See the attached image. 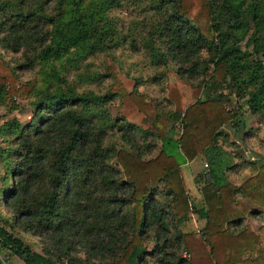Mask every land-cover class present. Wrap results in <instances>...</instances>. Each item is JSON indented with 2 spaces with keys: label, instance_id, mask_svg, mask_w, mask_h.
I'll list each match as a JSON object with an SVG mask.
<instances>
[{
  "label": "trees",
  "instance_id": "1",
  "mask_svg": "<svg viewBox=\"0 0 264 264\" xmlns=\"http://www.w3.org/2000/svg\"><path fill=\"white\" fill-rule=\"evenodd\" d=\"M254 1L264 5V0ZM22 2L13 5L11 0H0V46L27 59L28 64L21 68L32 69L36 60H58L72 48L74 52L85 50L75 63L79 69L80 60L108 42V34L103 33L99 44H92L86 51L81 44L93 38L95 28L85 18L65 23L63 13L48 16L42 8L24 7ZM161 3L174 10L164 15L160 31L165 47L160 60L166 63L170 59L177 65L166 82L167 100L174 111L162 116L143 95L129 93L115 75L110 88L111 95L128 98L150 122L149 131L157 134L161 142L158 155L144 160L125 148L116 151L106 147L105 130L92 125L93 119L100 117L98 110H104L97 96L75 94L73 89L63 87L65 81L51 93L39 94L36 124L22 127L14 122L0 126L2 141L11 137L9 166L2 165L5 168L0 176V264H7L4 252L24 264H66L80 253L93 264H145L147 255L154 257V264H223L219 254L226 252L229 256L225 264L264 261L261 257H240L245 253L253 256L259 245L258 237L249 228L237 235L226 230L227 223L241 222L249 214L246 206L235 200L237 194L264 209V161L254 176L245 177L236 186L229 181L228 172L240 156L227 151L218 139L222 127L233 120L221 101L227 75L244 67L234 49L225 47L226 43L221 49L213 44L208 0ZM258 15L254 14L253 19ZM260 47L264 51V42ZM211 48L216 61L211 69L205 67L206 82L189 86L186 81L201 73V56ZM86 76L84 80H92L82 73V79ZM3 89L14 102L26 100L34 85L17 87L16 75L0 61V90ZM246 104L253 114L264 111V74L258 87L248 92ZM103 117L108 118L107 113ZM170 123L172 128H181L177 139L165 135ZM114 126L118 131H134V125H117L115 121L110 127ZM124 134L123 141L130 143ZM4 153L0 149V155ZM199 155L208 169L202 206L196 210L199 218L206 220L204 231L168 238L170 213L177 225L184 226L190 218L180 168ZM159 183L161 191L171 197L166 206L155 199L156 192L149 188ZM131 204L134 206L128 214ZM149 229L154 230L156 245L151 253H147L142 239ZM16 234L44 240L41 251H34ZM172 246L183 250L188 259L171 255L167 249Z\"/></svg>",
  "mask_w": 264,
  "mask_h": 264
},
{
  "label": "rangeland",
  "instance_id": "2",
  "mask_svg": "<svg viewBox=\"0 0 264 264\" xmlns=\"http://www.w3.org/2000/svg\"><path fill=\"white\" fill-rule=\"evenodd\" d=\"M11 1L13 5H17L21 0ZM22 1L20 5L33 9L42 8L43 13L48 16L55 17L63 13L65 23L70 24L74 18H85L84 20L95 28L93 38L81 44L86 51L92 44H99L103 33L108 34L105 40L108 42H104L95 54L80 60L79 69L75 63L78 57H82L80 55H84L85 50L74 52L71 48L58 60L49 58L41 63L36 60L32 69H24L21 67L28 62L22 54L13 53L0 46V61L9 66L16 75V86L34 85V89L26 100L15 99L14 102H10L6 89L0 90V126L14 122H18L22 127L34 124L36 122L35 106L38 104L39 94L44 96L51 93L65 81L66 85L63 87L73 89L75 94L90 97L93 95L102 99L101 104L105 111L98 110L100 117L93 119L92 125L105 130L104 145L106 147L116 151L125 148L144 160L155 158L159 153L161 142L157 134L149 131L150 122L128 98L111 95L110 88L114 85L113 75H115L129 93L143 95L162 116L174 111V106L167 100L166 82L175 73L177 65L170 59L166 63L160 60V55L165 54L160 33L161 23L168 11L174 12L173 8L163 5L161 0ZM208 2L211 7L210 25L213 28V44L217 49H221L223 43H226L225 47L234 49L235 55L239 58V64L244 67L240 70L235 69L233 75H227L226 88L222 91L221 101L232 114L233 120L222 127L223 133L227 135L220 134L219 142L234 155L242 154L247 157L251 153L261 156L264 153V111L253 114L246 101L248 92L258 87L264 74V51L260 47L264 42V26H262L264 17H261L264 14V5L258 4V6L254 0H208ZM255 5H257L256 10ZM256 13L259 15L253 19ZM55 20L58 21L60 18L56 17ZM68 27L72 29V25ZM50 38L51 36L48 44ZM211 50V52H203L200 59L201 73L186 81L189 86L206 82L208 72L206 73L205 67L211 69L216 61L214 49L211 48ZM28 55L32 57L31 53ZM82 73L90 76L92 80H84L87 76L82 79ZM104 113H107L108 118L103 117ZM115 121L117 125H134V131H118L116 126L110 127ZM123 133L130 143L123 141ZM180 133L181 128L177 125L172 128L170 123L165 135L177 139ZM240 137L244 140L239 139ZM6 139H8L6 140L8 145L0 137V149L6 151L0 155V176L2 172L4 173V168L9 166L7 150L11 137L7 136ZM199 156L180 169L190 202V218L184 226H181L175 223V217L170 213L168 238L174 239L179 233L188 231L198 233L204 231L206 220L199 218L196 210L202 206V188L208 169ZM111 164L115 165V160H112ZM245 177L246 174L242 171L231 179L233 183L239 184ZM149 188L156 192L154 197L158 202L164 206L168 205L171 197L161 191L162 183L154 186L150 184ZM133 206L134 204H131L128 207V214L131 213ZM23 239L34 251H41V243L44 240L36 236H27ZM142 239L148 250L147 253L155 251L153 229H149ZM167 251L171 255L176 254V257L188 259L183 250H175L174 246L169 247ZM226 259L225 257L222 261L225 263ZM154 261H156L154 257L151 258L148 255L143 259L145 264H154ZM93 263L86 262L85 256L80 253L66 264Z\"/></svg>",
  "mask_w": 264,
  "mask_h": 264
},
{
  "label": "crops",
  "instance_id": "3",
  "mask_svg": "<svg viewBox=\"0 0 264 264\" xmlns=\"http://www.w3.org/2000/svg\"><path fill=\"white\" fill-rule=\"evenodd\" d=\"M261 129H263V127H261ZM221 134L227 135L226 133H223V129H222ZM239 139L244 140L243 137H240ZM227 151L230 152V150H227ZM239 156L240 158H238L237 156L236 159H234V168L228 172L229 181L231 182H233L231 178L233 176H236L237 174H240L242 171L245 172L246 178L254 176L256 174L257 169L262 165L264 161V153H262L261 156H258L257 154H251V153H249L247 157H244L242 154H240ZM199 158L205 162V159L202 155H200ZM241 161H242V164H241ZM187 164L188 163L184 164L182 167H185V165ZM238 165H240V167H237ZM239 185L240 183L236 184V186H239ZM235 200L243 203L244 206H246V208L249 210V214L245 216L241 220V222L227 223L226 230L231 235H237L240 232L244 231L245 229L249 228L251 230V233L258 237L259 245H258V248H256L255 254L253 256H251L249 253H245V254H242L240 257L242 260L248 257H252V259H255L256 257H261L264 259V209L254 205L248 199L243 198L240 194H237L235 196ZM15 237H19L24 241L23 237L19 236L18 234H16ZM24 237L27 238V236H24ZM3 256H6L7 264H24L18 257L13 256V255H7V252H4ZM219 256L221 258L222 257L227 258L229 256V253L226 252L225 254H219ZM223 264L225 263L223 262ZM230 264L232 263L230 262ZM253 264H264V261L262 262L259 260L258 262H254Z\"/></svg>",
  "mask_w": 264,
  "mask_h": 264
},
{
  "label": "built area",
  "instance_id": "4",
  "mask_svg": "<svg viewBox=\"0 0 264 264\" xmlns=\"http://www.w3.org/2000/svg\"><path fill=\"white\" fill-rule=\"evenodd\" d=\"M207 166V165H206Z\"/></svg>",
  "mask_w": 264,
  "mask_h": 264
}]
</instances>
